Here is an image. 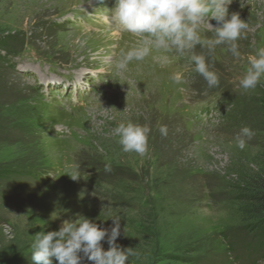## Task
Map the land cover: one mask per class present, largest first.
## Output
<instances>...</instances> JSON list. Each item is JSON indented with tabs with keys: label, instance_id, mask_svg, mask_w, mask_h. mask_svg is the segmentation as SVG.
<instances>
[{
	"label": "rangeland",
	"instance_id": "374dc122",
	"mask_svg": "<svg viewBox=\"0 0 264 264\" xmlns=\"http://www.w3.org/2000/svg\"><path fill=\"white\" fill-rule=\"evenodd\" d=\"M113 7L0 0V170L20 173L0 182V264H33L34 235L65 220L110 228L111 212L121 216L116 243L137 253L126 264H264L261 217L248 201L264 179V77L248 93L239 86L247 58L264 47V0L228 7L249 25L239 58L226 45L211 55L197 46L219 76L211 89L174 52L154 50L117 76L120 50L138 38L111 25ZM176 72L182 84L171 81ZM127 120L151 129L143 156L124 153L111 133ZM245 126L254 136L240 150Z\"/></svg>",
	"mask_w": 264,
	"mask_h": 264
},
{
	"label": "clouds",
	"instance_id": "9594fccd",
	"mask_svg": "<svg viewBox=\"0 0 264 264\" xmlns=\"http://www.w3.org/2000/svg\"><path fill=\"white\" fill-rule=\"evenodd\" d=\"M231 3L232 0H114V7L108 10L111 25L114 22L115 28L138 38L130 48L120 50L113 65L115 74L122 75L132 61H143L154 50L174 52L187 57L209 89L218 87V74L211 70L204 51L198 53L196 49L199 46L211 55L218 46L226 45L234 57L241 56L237 41L246 38L249 25L236 12L229 16ZM210 19L217 21L218 26L213 28ZM205 24L213 30L211 38L201 34ZM247 62L249 66L239 80L242 93L254 90L264 77V47H258ZM170 79L175 84L184 82L180 72L173 73ZM158 131L161 136L168 135L166 125H160ZM150 132V127L132 120L121 121L111 129L124 153L140 156L148 151ZM253 136L251 128L242 127L236 137V146L244 150L246 140ZM77 168L73 165L68 169L67 175L74 181L80 178ZM105 171H111L110 164L105 165ZM108 219L112 220L110 228H101L94 221L78 216L63 221L57 231H40L31 242L33 264H53V259L58 264H81L85 259L92 264H126L137 253L132 248L122 249L116 243L121 235L118 212H111ZM105 238L108 250L102 247Z\"/></svg>",
	"mask_w": 264,
	"mask_h": 264
},
{
	"label": "trees",
	"instance_id": "16d2710c",
	"mask_svg": "<svg viewBox=\"0 0 264 264\" xmlns=\"http://www.w3.org/2000/svg\"><path fill=\"white\" fill-rule=\"evenodd\" d=\"M3 41L0 37V60L3 58L2 47ZM20 173L10 170H0V182L7 180L9 177L11 179L16 178ZM2 196V195H1ZM248 201L252 203L250 205L251 210L257 215L261 217L260 220V229L261 236L264 238V179L260 178L256 181V185L253 187V191L251 195L248 197Z\"/></svg>",
	"mask_w": 264,
	"mask_h": 264
},
{
	"label": "bare ground",
	"instance_id": "6f19581e",
	"mask_svg": "<svg viewBox=\"0 0 264 264\" xmlns=\"http://www.w3.org/2000/svg\"><path fill=\"white\" fill-rule=\"evenodd\" d=\"M115 26V25H114ZM120 32V30H118Z\"/></svg>",
	"mask_w": 264,
	"mask_h": 264
}]
</instances>
